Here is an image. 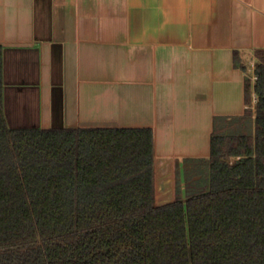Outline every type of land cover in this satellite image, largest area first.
Instances as JSON below:
<instances>
[{"label":"crops","instance_id":"crops-1","mask_svg":"<svg viewBox=\"0 0 264 264\" xmlns=\"http://www.w3.org/2000/svg\"><path fill=\"white\" fill-rule=\"evenodd\" d=\"M0 46L11 129H150L163 205L244 114L264 0H0Z\"/></svg>","mask_w":264,"mask_h":264},{"label":"trees","instance_id":"trees-1","mask_svg":"<svg viewBox=\"0 0 264 264\" xmlns=\"http://www.w3.org/2000/svg\"><path fill=\"white\" fill-rule=\"evenodd\" d=\"M2 51L0 264H264V51L203 178L163 205L150 129H11Z\"/></svg>","mask_w":264,"mask_h":264},{"label":"rangeland","instance_id":"rangeland-1","mask_svg":"<svg viewBox=\"0 0 264 264\" xmlns=\"http://www.w3.org/2000/svg\"><path fill=\"white\" fill-rule=\"evenodd\" d=\"M203 171H204V168H196V167L188 168L186 172L185 181L191 182L194 180H201L203 178V175H202Z\"/></svg>","mask_w":264,"mask_h":264},{"label":"built area","instance_id":"built-area-1","mask_svg":"<svg viewBox=\"0 0 264 264\" xmlns=\"http://www.w3.org/2000/svg\"><path fill=\"white\" fill-rule=\"evenodd\" d=\"M254 79H255V76H254Z\"/></svg>","mask_w":264,"mask_h":264}]
</instances>
